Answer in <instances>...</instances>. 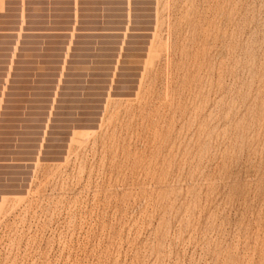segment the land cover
<instances>
[{
	"label": "rangeland",
	"instance_id": "374dc122",
	"mask_svg": "<svg viewBox=\"0 0 264 264\" xmlns=\"http://www.w3.org/2000/svg\"><path fill=\"white\" fill-rule=\"evenodd\" d=\"M0 264H264V0H0Z\"/></svg>",
	"mask_w": 264,
	"mask_h": 264
}]
</instances>
